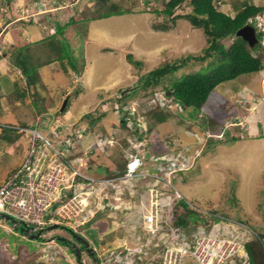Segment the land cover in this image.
Listing matches in <instances>:
<instances>
[{
  "label": "rangeland",
  "instance_id": "1",
  "mask_svg": "<svg viewBox=\"0 0 264 264\" xmlns=\"http://www.w3.org/2000/svg\"><path fill=\"white\" fill-rule=\"evenodd\" d=\"M243 1L264 8V0H221L218 9L234 16ZM111 4L132 12L89 19ZM162 7L161 0H0V123H27L56 149H72L81 173L95 178L114 175L121 163L124 173L126 154L129 149L135 152L136 145L144 156L138 170L143 179L133 183L128 178L130 186L116 180V189L108 187L110 194L106 190L123 209L111 208L103 193L91 195L83 216L73 220L55 215L61 222L36 229L12 216L14 224L1 213L0 264H103L110 246L138 253L132 264H147L146 253L157 259L155 250L140 245L146 238L140 218H134L140 209L134 189L141 191L145 205L150 169L163 162V157L176 154L186 159V164L172 172L170 179L184 199L203 210L214 208L226 222L235 223L224 226L235 228V233L237 229V234L256 238L259 232L264 236V68L217 84L198 108H182L171 100L170 90L167 96L163 90L186 74L210 69L220 61L217 55L191 60L162 77L156 86H145L142 77L147 70L198 53L205 44L202 30L184 18L157 29L156 24L165 20L156 11ZM187 11L186 4L175 9V13ZM260 14L264 19V9ZM6 21L12 22L7 25ZM37 30L45 39L34 43L32 34ZM223 42L228 45L230 39ZM18 46V57L26 59V65L32 63L39 74L29 87L33 67L21 71L10 58ZM128 54L139 65L128 61ZM64 99L66 104L60 110ZM154 104L166 111L164 121L144 116ZM123 119L128 120L129 129L137 126L141 137L124 132L119 124ZM74 128V135L81 136L66 135ZM102 129L107 133L97 134ZM3 134L0 126V183L11 176L29 148L25 130L13 140ZM112 134L113 144L105 143L101 150L97 136L111 139ZM66 137L70 144H62ZM37 148L50 152L44 141L38 142ZM78 180L83 187L89 182L82 177ZM203 218L204 213L194 212L191 220ZM22 222L30 227L26 234L17 228ZM53 224L59 226L45 229ZM38 230L37 238H29ZM75 234L89 243L91 258L79 247L81 241ZM131 262L128 258L125 264ZM185 264L196 263L188 259Z\"/></svg>",
  "mask_w": 264,
  "mask_h": 264
},
{
  "label": "built area",
  "instance_id": "2",
  "mask_svg": "<svg viewBox=\"0 0 264 264\" xmlns=\"http://www.w3.org/2000/svg\"><path fill=\"white\" fill-rule=\"evenodd\" d=\"M257 24L261 27L260 22ZM262 29L264 30V27ZM28 127L17 129L23 133L25 130L26 138L29 140L28 154L11 176L0 183V214H9L19 221L31 224L34 229L61 222L55 215L62 219L73 220L80 215L83 216L88 209L91 195L103 193L104 197L110 200L111 208L114 207L113 205L122 208L119 205L120 201L116 203L115 197L111 199L107 195V188L115 190L118 183L113 182L116 180L121 179L129 185L144 178L139 176L138 171L139 166L144 162V156L139 154L140 148L137 145L135 152L129 149L126 154V170L123 175L114 169L116 172L114 175L95 178L81 173L76 165L77 158H68L69 150L62 152L56 149L37 129ZM27 129L29 135L26 134ZM41 141L48 145L50 152L45 153L43 148H37L38 142ZM97 141H100L102 150L105 143L113 144L114 136L112 134L111 139L97 136ZM128 141L130 144L131 140ZM61 142L71 143L68 137L62 138ZM132 145L134 146L133 143ZM163 159L164 161L156 168H151V173L148 174L150 182L145 189L148 197L145 205L141 200V191L134 189V194H137L140 203V209L137 210L134 218H140V228L146 238L141 239L140 245L142 248L143 246L145 249L149 248L150 251L155 250L157 254V259H152V254L146 253L144 259L148 260L147 264H185L188 259L196 264H249L244 248V243L250 239L248 235L241 234L242 232L237 234V229L235 233V228L225 227V224L232 222L235 225V223L231 220L226 222V218L221 217L214 208L203 210L195 207L172 185L170 174L184 169L186 159H180L179 154L165 156ZM78 164L83 165L84 162L78 161ZM78 177L89 181L88 184L83 187ZM111 192L109 191V194ZM181 199L197 213H204L206 218L216 219L208 225L198 224L193 228L183 229L173 222L174 206ZM55 202L60 203L56 207H50L51 203ZM125 248L110 246L105 252L103 264H114L113 262L125 264L128 258L132 260V264L133 258L135 260L139 255L132 250L125 251Z\"/></svg>",
  "mask_w": 264,
  "mask_h": 264
},
{
  "label": "trees",
  "instance_id": "3",
  "mask_svg": "<svg viewBox=\"0 0 264 264\" xmlns=\"http://www.w3.org/2000/svg\"><path fill=\"white\" fill-rule=\"evenodd\" d=\"M220 1L221 0H161L163 7L160 10H156L158 12L160 11L165 19L164 24H156L155 27L157 29H166L169 27V21H172V24H174L177 18H184L192 26L202 30L205 36V44L198 53H190L177 57L174 60L165 61L161 65L147 70L142 77V82L144 81V84H146L145 86H156L159 81H161L162 77L177 71L182 65H186L191 60L199 61L216 55L220 58V61L210 69L186 74L176 80L173 84L165 86L166 90H163L165 95L167 96L166 91L170 90L171 93L169 94V97L177 104H180L182 108L187 106L198 108L206 100V96H208L209 92L217 84L233 79L240 74L259 72L264 68V48L263 40L261 38L263 37L264 32L263 29L256 24V16L261 15L260 13H262L264 9L263 6L243 1L241 7L235 12L234 16H230L218 9ZM183 4L187 5L188 11L184 13H175V9ZM129 12H132V9L111 4L104 9L103 12H98L89 19H97L111 14ZM247 27H250L254 31L256 41L253 42V44L249 43L247 34L244 33L243 29ZM225 38L230 39L228 45L223 42ZM38 42L39 41H36L35 43ZM18 48H20V46L16 47L13 54H10V58L13 60V65L19 67L21 71L29 69V66L33 67L34 77L32 75V77H29L27 80V85L29 87L30 80L34 81L39 74L34 69L35 66L32 63L26 65V63L28 64V61L23 59L22 56L18 57ZM58 59L59 58L56 60ZM127 59L136 64L140 63L139 61L133 60L131 54L127 55ZM49 61L50 60L45 61V63H49ZM123 95L120 97H112L119 99L122 98ZM103 100H105V98H103ZM117 106H114L113 108H118L119 106ZM131 115L132 113H130V116ZM144 116L150 120L154 118L157 122L164 121L167 118L166 111L158 104H154L151 109L145 112ZM93 119H90V121ZM119 124L124 127V132H130L141 137L137 126L134 129L128 128L127 120L123 119ZM0 126L4 131L2 137L7 140H13L15 137L23 134L22 131L19 132L17 130L18 127H28L29 125L24 122H7L0 123ZM64 132L65 131L63 130L62 133ZM75 132L76 129L74 128L70 130V132H67V134L74 138L76 136L74 135ZM97 132L102 134L107 133L104 129L97 130ZM72 151V149H69L68 158L75 155ZM124 167V163H121V165L116 168L119 171V174L123 173L125 169ZM194 212L196 211L191 209L185 201L181 199L174 206L173 222L187 230L198 224L208 225L216 219L215 217H208L204 220L196 219L195 221H192L191 218ZM263 237L264 236L258 232L256 238H250L244 243L249 264H264ZM73 239L74 238H72V240Z\"/></svg>",
  "mask_w": 264,
  "mask_h": 264
},
{
  "label": "water",
  "instance_id": "4",
  "mask_svg": "<svg viewBox=\"0 0 264 264\" xmlns=\"http://www.w3.org/2000/svg\"><path fill=\"white\" fill-rule=\"evenodd\" d=\"M248 28V27H247ZM247 28H244L243 30H244V33H246L247 34V38H248V40H249V43L250 44H253V42H255L256 41V39H255V36H254V31H253V29H251L250 27L247 29ZM167 93H170V91L168 90L167 91ZM66 100L67 99H64L63 100V102H62V104H61V107H60V110H62L63 108H64V106H65V104H66ZM1 217L2 218H5V219H10V220H12L13 222H14V224L16 223V220L12 217V216H9V215H7V214H2L1 215ZM59 226V224H53V225H51V226H48L47 228H45V229H51V228H57ZM17 228H19L20 229V231L22 232V233H27L29 230H30V227L29 226H27L25 223H21V226H17ZM41 231L40 230H38L37 231V234H31V235H29V238H33V237H35V238H37L38 237V234L40 233ZM75 236L77 237V241H81V243L83 244V246L84 247H86L87 248V251H88V253L89 254H92V251H91V248H90V246H89V243L86 241V240H84L83 238H81L80 236H78V235H76L75 234ZM57 239L59 240V239H61L60 237H57Z\"/></svg>",
  "mask_w": 264,
  "mask_h": 264
},
{
  "label": "crops",
  "instance_id": "5",
  "mask_svg": "<svg viewBox=\"0 0 264 264\" xmlns=\"http://www.w3.org/2000/svg\"><path fill=\"white\" fill-rule=\"evenodd\" d=\"M6 22H7V23L9 22V23H8V24L5 23V25H6V24H7V25H10L12 21H6ZM34 28H35V27H34ZM35 29H36V28H35ZM38 32H39V33H38ZM32 35H34V41H32V42H34V43H35L36 41L41 42L43 39H45V37H42V36H41V32L38 31V30H37V33H33Z\"/></svg>",
  "mask_w": 264,
  "mask_h": 264
},
{
  "label": "clouds",
  "instance_id": "6",
  "mask_svg": "<svg viewBox=\"0 0 264 264\" xmlns=\"http://www.w3.org/2000/svg\"><path fill=\"white\" fill-rule=\"evenodd\" d=\"M258 22H260V25H261V27L263 28L264 27V19L261 17V18H259V15H258V17L256 18V24L258 23ZM258 25V24H257ZM263 32H264V30H263ZM263 37H264V34H263Z\"/></svg>",
  "mask_w": 264,
  "mask_h": 264
},
{
  "label": "flooded vegetation",
  "instance_id": "7",
  "mask_svg": "<svg viewBox=\"0 0 264 264\" xmlns=\"http://www.w3.org/2000/svg\"><path fill=\"white\" fill-rule=\"evenodd\" d=\"M71 239H72V238H71ZM73 240H74V239H73ZM70 245H71V246H74L72 243H71ZM71 246H70V247H71ZM79 247L83 248L85 252H88V251L85 249V247L82 245V243L79 244ZM71 248H72V247H71ZM71 248H70V249H71ZM88 254H89V253H88ZM89 256H90V258H91V254H89Z\"/></svg>",
  "mask_w": 264,
  "mask_h": 264
}]
</instances>
